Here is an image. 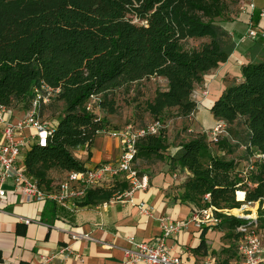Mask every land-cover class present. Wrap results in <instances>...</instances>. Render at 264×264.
Listing matches in <instances>:
<instances>
[{"label":"trees","instance_id":"obj_1","mask_svg":"<svg viewBox=\"0 0 264 264\" xmlns=\"http://www.w3.org/2000/svg\"><path fill=\"white\" fill-rule=\"evenodd\" d=\"M243 1L0 0V104L13 109L23 103L28 111L35 89L42 86L54 90L48 104H62L50 122L46 145L33 141L23 153L26 175L48 190L54 184L53 171L84 170L77 151H89L110 125L95 108L115 114L117 92L145 79L163 78L165 87L151 98L140 99L143 94L136 89L128 103L135 120L143 124L148 116L162 124L157 133L137 139L134 161L167 160L170 169L187 170L178 199L194 210L212 209L219 221L213 226L233 240V246L219 252L225 254L223 260L216 251L212 254L220 264H231L242 235L238 228L256 224L264 231V209L256 220L225 211L242 202L264 204V158L258 157L246 173L229 158L239 149L247 163L254 155L264 156V37L248 48L249 61L241 65L240 78H232L209 106L224 126L221 133L211 138L207 132H194L182 138L177 151L166 154L170 143L164 121L171 109L182 118L196 110L195 86L235 49L223 23L234 18ZM259 14L252 11L254 24ZM190 40L201 41L190 45ZM91 96L96 98L87 109ZM129 189L127 181L116 178L109 186L87 189L78 206L108 202ZM48 205L53 214L61 209L52 201ZM206 230L202 227L199 247L205 244Z\"/></svg>","mask_w":264,"mask_h":264},{"label":"crops","instance_id":"obj_2","mask_svg":"<svg viewBox=\"0 0 264 264\" xmlns=\"http://www.w3.org/2000/svg\"><path fill=\"white\" fill-rule=\"evenodd\" d=\"M251 1L253 11L264 12V0ZM248 4L237 17L223 23L236 46L228 59L214 69L220 82L215 80L210 84L204 106H210L225 88L228 82L221 80L222 77L239 79L241 65L249 61L247 51L257 37L250 38L246 32L250 25L264 24V19L260 20L259 16L258 23L254 24ZM158 79L165 83L163 78ZM210 107L205 111L196 107L194 121L186 129L184 138L198 131L209 134L220 124L212 116ZM19 117L14 112L11 119L16 121ZM33 133L31 127H24V136L30 137ZM167 137L170 138L168 130ZM181 140L170 144L166 154L177 151ZM31 142L30 138L29 144ZM26 150L17 159L16 164L20 167H23ZM120 152L119 140L102 132L89 151L79 150L77 156L85 162V167H94L115 161ZM188 174L185 169H170L167 160L144 161L138 177L146 178L145 187L126 191L108 202L79 206L73 211L61 207L56 214L50 210L48 202L25 201L20 193L12 191L13 186L7 181L4 184L7 193L0 202V264H124L126 249L130 247L129 238L137 241L156 239L166 218L185 223L166 240V244L182 254L184 264H201L206 255L221 248L223 233L209 220L202 219L201 214L197 222L194 219L197 210L178 199L181 184ZM202 227H207L205 244L199 247ZM47 256L53 258L43 261L42 257Z\"/></svg>","mask_w":264,"mask_h":264},{"label":"built area","instance_id":"obj_3","mask_svg":"<svg viewBox=\"0 0 264 264\" xmlns=\"http://www.w3.org/2000/svg\"><path fill=\"white\" fill-rule=\"evenodd\" d=\"M251 11L254 5H249ZM264 19V12L260 13V20ZM246 36L250 38L264 37V24L249 26ZM43 91H42V90ZM35 89V97L31 108L26 114L16 121L11 119L14 111L8 106L0 104V202L5 197L7 191L4 184L10 181L12 191L18 192L25 201H35L38 203L52 201L56 205L68 209L76 210L78 203L83 199L87 189L99 186H109L114 179L121 178L130 185L128 191L143 188L146 186V178L139 179L133 161L136 154L135 143L138 138L146 134H155L162 127L159 121H152L149 124L133 129L126 126L118 130H110L107 134L116 138L120 142L121 152L115 161L99 163L94 167H85L81 171H68L64 177L53 184L50 189L41 188L30 176H27L23 167L16 164L18 157L24 151L31 140L38 146H45L48 136L51 135V125L39 119L38 109L41 103L48 102L54 90L47 86ZM95 96H91L87 102V109L92 107ZM31 127L34 133L29 136L23 135L24 127ZM222 124L216 125L209 133L211 138L221 133ZM258 157L264 158L262 155ZM252 163H248L244 173L253 170ZM126 192V191H125ZM146 211V209H142ZM202 219L209 220L213 225L219 222L211 208L197 210L194 219L198 222V215ZM237 217L245 218L237 215ZM246 219V218H245ZM25 222H28L25 219ZM185 223L166 218L162 224L160 235L150 241H137L133 237L129 238L130 247L126 249L124 264H184L181 253L175 252L172 247L166 244V240L172 234L178 232ZM242 232L236 248V256L231 264H264V233L256 225L239 227ZM51 257H42L43 261H50ZM201 264H220L215 255H206Z\"/></svg>","mask_w":264,"mask_h":264},{"label":"rangeland","instance_id":"obj_4","mask_svg":"<svg viewBox=\"0 0 264 264\" xmlns=\"http://www.w3.org/2000/svg\"><path fill=\"white\" fill-rule=\"evenodd\" d=\"M249 3V4H248ZM246 4L250 5L253 4L251 0H244L243 2L240 3L239 6V12L237 14L231 15V17H237L240 12L246 10ZM250 9V7L248 8ZM251 10V9H250ZM136 21V20H134ZM201 40H190L189 44L190 45H197ZM216 71V70H215ZM221 79V78H220ZM232 78L230 76H224L222 77L221 80H224L226 82H229ZM216 80V81H215ZM215 82H220L218 78H216L214 69L213 72L212 70L209 71L203 78V82L197 86H195L193 93H192V99L196 102V107L202 109V111H205L207 108H209L207 105H203L204 98L208 95V89L210 88V84ZM164 81L152 77L149 79L142 80L141 82L135 83L130 86L129 90L126 92L124 90H121V92H117L115 94V101H116V113L109 115L106 114L103 110L95 108V112L99 117L106 116L108 121L110 122L109 128L104 131L107 135L108 131L112 130H118L122 129L126 126H131L133 129H137L144 124H149L152 119H150L148 116L144 118V122L140 123L139 121L135 120L132 117V104H128L131 98L134 96L135 90L139 89L140 92L143 94L140 99H146V98H151L154 95V91L157 88H164ZM218 91V90H217ZM216 100V99H215ZM47 103V104H46ZM42 103L43 105L40 108L39 112V119L42 122H46V124H50L51 121L55 120L58 116V113L60 112L62 108V104L60 102L53 101L51 104H48V102ZM207 107V108H206ZM13 111L16 113L17 116H21L19 118H22L27 110L23 108V103H18L15 104ZM195 113L193 112L192 114L189 115V117L182 118L177 116L176 110L171 109L165 114V123L168 125V128H166L169 133H170V138L169 143L170 144H175L180 140V138H183V135L186 134V129L191 125L192 120L194 121ZM224 126L222 125V128H219L222 130ZM211 131V130H210ZM229 158H234L235 161L237 162V168L238 169H246L247 166V161L244 159L243 156V149L236 150L232 155L229 156ZM258 158V155H254L251 158V162L253 163L256 161ZM142 161L137 160L134 161L133 163V168L135 169L137 175L139 176L140 170L142 169L143 166ZM244 169V171H245ZM51 176L53 178L54 184L60 181L64 177V173L60 171H53L51 173ZM237 197V195H236ZM243 200V199H242ZM240 200V201H242ZM264 209V204L259 206L258 203H247V202H242L238 208L230 209V210H225L227 213L231 215H239L241 217H245L246 219H252L256 220L258 215H259V210ZM218 223V222H217ZM256 225V224H255ZM257 227V225H256ZM214 228H216L214 226ZM258 228V227H257ZM217 229V228H216ZM259 229V228H258ZM264 233V231H261ZM223 233V232H222ZM224 235V233H223ZM222 235L221 239L223 241V245L221 248L216 252L219 253L221 249L228 247L229 245L233 246V240H228ZM219 258L220 260H223L225 257V254L219 253Z\"/></svg>","mask_w":264,"mask_h":264},{"label":"bare ground","instance_id":"obj_5","mask_svg":"<svg viewBox=\"0 0 264 264\" xmlns=\"http://www.w3.org/2000/svg\"><path fill=\"white\" fill-rule=\"evenodd\" d=\"M212 93V92H211ZM214 93V92H213ZM214 95V94H213ZM217 96V95H216ZM207 97V96H206ZM209 97H211V95H209ZM214 97V96H213ZM207 99V98H206ZM214 100H215V98H214ZM207 103H210V102H207ZM209 107V106H208Z\"/></svg>","mask_w":264,"mask_h":264}]
</instances>
